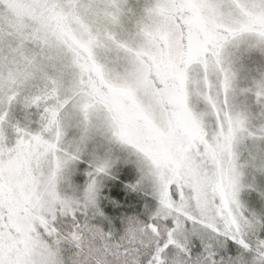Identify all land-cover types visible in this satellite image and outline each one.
Returning a JSON list of instances; mask_svg holds the SVG:
<instances>
[{
    "label": "snow or ice",
    "instance_id": "6c2138e0",
    "mask_svg": "<svg viewBox=\"0 0 264 264\" xmlns=\"http://www.w3.org/2000/svg\"><path fill=\"white\" fill-rule=\"evenodd\" d=\"M0 264H264V0H0Z\"/></svg>",
    "mask_w": 264,
    "mask_h": 264
}]
</instances>
